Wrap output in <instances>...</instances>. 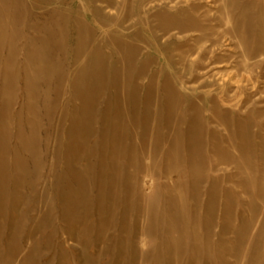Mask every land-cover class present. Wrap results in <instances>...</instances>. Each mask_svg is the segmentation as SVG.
<instances>
[{"label":"rangeland","instance_id":"obj_1","mask_svg":"<svg viewBox=\"0 0 264 264\" xmlns=\"http://www.w3.org/2000/svg\"><path fill=\"white\" fill-rule=\"evenodd\" d=\"M0 264H264V0H0Z\"/></svg>","mask_w":264,"mask_h":264},{"label":"bare ground","instance_id":"obj_2","mask_svg":"<svg viewBox=\"0 0 264 264\" xmlns=\"http://www.w3.org/2000/svg\"><path fill=\"white\" fill-rule=\"evenodd\" d=\"M234 79V78H233ZM224 80V79H223Z\"/></svg>","mask_w":264,"mask_h":264}]
</instances>
